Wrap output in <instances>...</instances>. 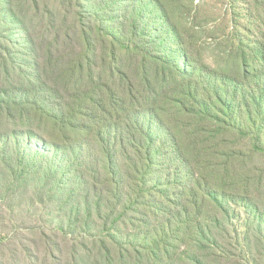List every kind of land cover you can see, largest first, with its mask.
Listing matches in <instances>:
<instances>
[{
  "label": "rangeland",
  "instance_id": "obj_1",
  "mask_svg": "<svg viewBox=\"0 0 264 264\" xmlns=\"http://www.w3.org/2000/svg\"><path fill=\"white\" fill-rule=\"evenodd\" d=\"M144 59L153 74L163 72L154 82L169 87L198 79L192 64L203 77L215 70L241 78L262 68L264 0H0V264H196L195 255L203 264H264V142L257 144V131L236 143L221 134L241 180L252 177L256 208L236 204L230 216L218 214L217 227H206L209 242L181 229L172 241L190 256L176 249L169 260L165 248L151 247L165 238L160 223L175 210L162 191L181 202L184 185L169 182L175 168L159 160L150 190L137 198L119 172L122 150L111 160L116 170H103L107 160L87 132V116L75 130L53 123L57 114L65 124L75 121L71 96L87 85L102 87L116 73L124 89L120 73L138 77ZM177 113L170 107L166 114L179 120ZM158 147L168 149L162 140Z\"/></svg>",
  "mask_w": 264,
  "mask_h": 264
},
{
  "label": "trees",
  "instance_id": "obj_2",
  "mask_svg": "<svg viewBox=\"0 0 264 264\" xmlns=\"http://www.w3.org/2000/svg\"><path fill=\"white\" fill-rule=\"evenodd\" d=\"M163 18L170 25L166 15ZM177 36L179 38L178 32ZM164 43L171 44V38L166 37ZM147 61L140 62L138 77L134 72L120 73L121 81L128 82L124 89L122 84L117 85L115 73L102 87L87 85L83 94L71 96L79 106L74 122L66 121L65 124L62 118L65 114H57L52 121L75 130L81 127L75 122L87 116V132L94 133L98 143L102 144L107 160L103 170L109 174L116 170L111 160L118 150H122L125 169L119 172H123L124 182L134 185L133 194L137 198L150 190L145 186L161 163L159 160L175 168V172L169 175V182L171 186L179 183L185 186L181 189V202L178 205L173 194L162 191L166 193V203L175 210L167 221L160 223L165 238L158 242L155 240L151 247L159 251L165 248L164 258L168 256L172 260L173 252L179 249L177 242H180L174 243L172 239L182 235L181 229H190L189 239L200 236L202 241L209 242L211 233L206 227L211 223L217 227V222H220L218 214L230 216L232 206L236 204L257 206L248 190L253 183L252 177L241 180V174L236 173L233 167L234 152L228 143H224L226 137H221V134L230 135L229 139L235 138L236 143V139L257 131V144L264 142V67L248 70L241 78L215 70L208 71V76L203 77L202 69L192 64L198 79L190 78L186 83L169 87L159 80L154 82V77L160 79L163 72L159 69L153 74ZM86 63L92 70L91 61L86 60ZM170 107L178 112L182 127L179 120H173L166 114ZM160 140L168 149L158 147ZM258 149L254 146V151ZM191 182L193 184L189 185ZM176 229L180 234L173 235ZM170 248L175 249L171 251ZM179 250L181 258L190 256L188 249ZM201 259L195 255L192 262L203 264Z\"/></svg>",
  "mask_w": 264,
  "mask_h": 264
}]
</instances>
